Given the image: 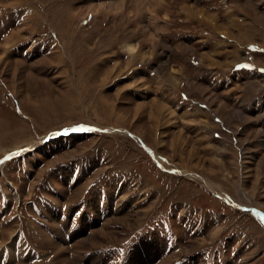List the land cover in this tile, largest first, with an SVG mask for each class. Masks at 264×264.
Wrapping results in <instances>:
<instances>
[{
    "label": "rangeland",
    "instance_id": "obj_1",
    "mask_svg": "<svg viewBox=\"0 0 264 264\" xmlns=\"http://www.w3.org/2000/svg\"><path fill=\"white\" fill-rule=\"evenodd\" d=\"M163 1L0 0V264H264V0Z\"/></svg>",
    "mask_w": 264,
    "mask_h": 264
},
{
    "label": "bare ground",
    "instance_id": "obj_2",
    "mask_svg": "<svg viewBox=\"0 0 264 264\" xmlns=\"http://www.w3.org/2000/svg\"><path fill=\"white\" fill-rule=\"evenodd\" d=\"M121 1H123V0H121ZM165 1V0H164ZM163 1V2H164ZM100 5V4H99ZM120 5V4H119ZM93 8H95V7H93ZM92 8V9H93ZM111 8H112V4L111 5H100L99 7H98V9L100 10H103V12L105 13L107 10H111ZM122 8V7H121ZM117 9V8H116ZM97 10V8H95V11ZM147 10H149L148 12L149 13H151L150 15H151V17L154 19V20H157V18H158V16L156 15V12L154 11L153 12V10H150V9H147ZM94 11V10H93ZM92 11V12H93ZM95 11H94V13H95ZM165 16V15H164ZM163 18V17H162ZM152 37V36H151ZM126 48H127V50L129 51V52H135V50H136V55L138 54V51H137V49L135 48V46L132 44V43H127L126 44ZM140 54V53H139ZM133 55V54H132ZM75 133H77V132H75ZM8 158V157H7ZM6 158V159H7ZM262 219V218H261Z\"/></svg>",
    "mask_w": 264,
    "mask_h": 264
},
{
    "label": "crops",
    "instance_id": "obj_3",
    "mask_svg": "<svg viewBox=\"0 0 264 264\" xmlns=\"http://www.w3.org/2000/svg\"><path fill=\"white\" fill-rule=\"evenodd\" d=\"M217 50H218V47H217V49H216V52H218ZM212 52H213V51H212ZM215 56H216V60H215ZM211 57H212L213 60L216 61L215 64H213V65H215L217 68L220 67V66H225L226 61H228V60H227L228 57L220 58L219 56H217V55H213V54H212ZM216 67H215V68H216ZM217 68H216V69H217ZM178 111H180V110H178Z\"/></svg>",
    "mask_w": 264,
    "mask_h": 264
},
{
    "label": "water",
    "instance_id": "obj_4",
    "mask_svg": "<svg viewBox=\"0 0 264 264\" xmlns=\"http://www.w3.org/2000/svg\"><path fill=\"white\" fill-rule=\"evenodd\" d=\"M79 130H77V129H75V130H67V131H64L63 132V134H66V133H75V132H78ZM12 154V153H11ZM10 153H9V155H11ZM8 156H4L3 158H2V160L3 159H5V158H7Z\"/></svg>",
    "mask_w": 264,
    "mask_h": 264
},
{
    "label": "snow or ice",
    "instance_id": "obj_5",
    "mask_svg": "<svg viewBox=\"0 0 264 264\" xmlns=\"http://www.w3.org/2000/svg\"><path fill=\"white\" fill-rule=\"evenodd\" d=\"M261 71H264V69H261ZM262 223H264V220H262Z\"/></svg>",
    "mask_w": 264,
    "mask_h": 264
}]
</instances>
